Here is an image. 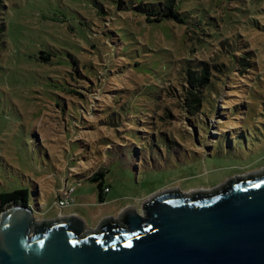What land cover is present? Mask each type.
Here are the masks:
<instances>
[{
  "label": "rangeland",
  "instance_id": "374dc122",
  "mask_svg": "<svg viewBox=\"0 0 264 264\" xmlns=\"http://www.w3.org/2000/svg\"><path fill=\"white\" fill-rule=\"evenodd\" d=\"M157 1L183 23L148 22L113 0H5L0 193L27 188L36 220L77 212L93 228L159 190L210 189L264 167V0L127 5ZM202 61L210 82L190 114L184 69ZM106 168L104 202L82 181L59 206L65 180Z\"/></svg>",
  "mask_w": 264,
  "mask_h": 264
},
{
  "label": "water",
  "instance_id": "95a60500",
  "mask_svg": "<svg viewBox=\"0 0 264 264\" xmlns=\"http://www.w3.org/2000/svg\"><path fill=\"white\" fill-rule=\"evenodd\" d=\"M0 264H264V167L210 189H162L95 227L77 212L0 211Z\"/></svg>",
  "mask_w": 264,
  "mask_h": 264
},
{
  "label": "trees",
  "instance_id": "16d2710c",
  "mask_svg": "<svg viewBox=\"0 0 264 264\" xmlns=\"http://www.w3.org/2000/svg\"><path fill=\"white\" fill-rule=\"evenodd\" d=\"M115 3V6L117 9L122 10V9H127V8H132V9H137L140 12H143L145 15V19L148 22H159L162 21L163 19H174L177 22L183 23V17L180 14V12L172 6V3H169L165 6V1L163 2H156V3H139L136 5H133V2L130 5H127V0H113ZM5 6V0H0V10ZM150 6V7H148ZM1 12H0V34L4 31L5 26L3 22L1 21ZM42 53V58L43 60H51V57L54 56V53L52 52H44L40 51ZM251 52L247 51L245 52V56L241 58L239 61L240 67L242 69L244 68H250L253 65V62L251 60ZM201 68L194 69L193 67H189L188 65L184 69V72L186 74V83L188 84L187 87V92L185 95V103L186 107L189 110L190 114H194L197 112L201 105L202 97H201V88H205L208 86L210 82L209 78V72L207 69V65L205 61H202L201 63ZM203 64V65H202ZM213 67H215V64H211ZM70 73L64 72L62 76L66 78L67 80H71L74 83L77 84L75 79L71 77V79H68L67 76H69ZM70 86H75L72 84L67 83V85L63 88V91L65 94L71 93L72 96L78 95V98H84L82 93H79L78 91L71 89ZM79 85L77 84L76 87ZM84 100V99H83ZM109 169L106 168V170H97L92 176L86 177L85 178H79L78 180H75V183H68L66 180L65 182V188H73L76 190L77 186L81 184L80 182L82 181H89L93 183V187H95L96 191L95 194L97 196V199L99 202H104L105 197L110 190V185L105 181V176ZM29 192L27 188H16L11 191L7 192H1L0 193V211L8 207L11 203H23L24 205L30 206V198H29ZM60 198V193H57L56 199ZM32 211H34L33 208H31Z\"/></svg>",
  "mask_w": 264,
  "mask_h": 264
},
{
  "label": "built area",
  "instance_id": "2783aa9c",
  "mask_svg": "<svg viewBox=\"0 0 264 264\" xmlns=\"http://www.w3.org/2000/svg\"><path fill=\"white\" fill-rule=\"evenodd\" d=\"M66 182V181H65ZM65 192L64 193H60V198L58 199V204L59 206H64L66 204L72 203L73 202V191L74 189L71 188H65L63 189Z\"/></svg>",
  "mask_w": 264,
  "mask_h": 264
}]
</instances>
